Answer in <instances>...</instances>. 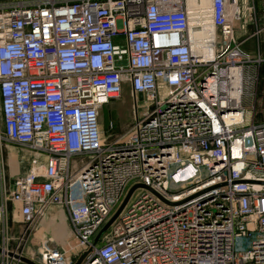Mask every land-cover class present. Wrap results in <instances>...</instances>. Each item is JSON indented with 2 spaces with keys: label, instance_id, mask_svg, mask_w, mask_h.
<instances>
[{
  "label": "built area",
  "instance_id": "built-area-1",
  "mask_svg": "<svg viewBox=\"0 0 264 264\" xmlns=\"http://www.w3.org/2000/svg\"><path fill=\"white\" fill-rule=\"evenodd\" d=\"M248 3L211 0L205 57L186 0H0V220L8 202L26 225L62 206L81 264H264V121L248 71L264 60L236 38ZM127 85L135 119L105 140L101 108ZM4 142L46 156L12 189ZM3 251L0 264L78 261L46 244L39 258Z\"/></svg>",
  "mask_w": 264,
  "mask_h": 264
},
{
  "label": "rangeland",
  "instance_id": "rangeland-1",
  "mask_svg": "<svg viewBox=\"0 0 264 264\" xmlns=\"http://www.w3.org/2000/svg\"><path fill=\"white\" fill-rule=\"evenodd\" d=\"M253 10L250 16V27L248 30V41L246 42L245 49L256 56L258 51L261 52V58L264 60V21L262 20V12H259L256 3L251 4ZM241 22H237V28H240ZM246 36L245 31H237L236 38L238 40ZM220 46V41L218 47ZM257 52V53H256ZM259 67V68H258ZM249 73H259V85H258V101L256 105V123H262L264 121V62L260 66H251L248 68ZM253 82V80H251ZM256 92V88H253ZM253 90L250 91L249 97L254 95ZM144 101L138 100V111H143ZM135 119V104L133 100V94L130 90V86L127 85L124 88L123 94L114 101L110 102L101 108L100 123L103 133V138L109 140L112 137L119 135L126 131L133 120ZM4 163L6 176L8 180V165L9 162L5 156V149L7 147L16 146V152H23L21 154L27 157L28 151L25 147L17 146L4 142ZM10 145V146H9ZM18 147V148H17ZM19 163H16L18 165ZM20 165V164H19ZM18 165V166H19ZM26 165L23 163V166ZM17 166V167H18ZM33 166V165H32ZM31 166V167H32ZM15 176V175H14ZM136 196V194H135ZM12 220V219H11ZM13 221H16L15 219ZM21 234L18 237L15 249L19 252H24L26 255L29 248L35 251L34 258H39V251L41 247L46 244L50 248L59 249L67 253L71 262H76L81 256L82 248L79 245V241L74 233L71 222L69 220L66 210L59 205H52L46 209L42 215H39L31 225H26L20 222ZM101 230V229H100ZM99 230V231H100ZM14 249V250H15ZM38 260V259H37Z\"/></svg>",
  "mask_w": 264,
  "mask_h": 264
},
{
  "label": "crops",
  "instance_id": "crops-1",
  "mask_svg": "<svg viewBox=\"0 0 264 264\" xmlns=\"http://www.w3.org/2000/svg\"><path fill=\"white\" fill-rule=\"evenodd\" d=\"M248 1H249L248 3L249 5L253 3L257 4L259 12H262V15H263L262 20L264 21V0H248ZM247 21H248L247 23L248 26H247V29L245 30L246 32L245 37L248 38L249 37L248 30L250 27V17H248ZM244 22H245V19L241 22V24ZM237 31H241L240 28H237L236 32ZM245 44H244V48L246 46ZM246 50L248 51V49ZM11 147L12 148L7 147L5 149V156H6L7 161L9 162V164H7L8 165V183H9L10 188L12 189L14 180L17 176L25 175L26 173L30 172L35 166V163L44 164L46 161V156L43 154L28 150L32 153H28L27 157H25V155L21 154L23 152L19 153V152H16L15 149H13L16 146H11ZM16 163H19L20 165L18 164L19 165L18 166L16 165ZM23 163H25L26 165L23 166ZM14 219L16 221H13ZM20 222H22L21 213H20V205L12 203V202H8L7 209L5 210V214H3V218L2 220H0V248L3 249L5 247L6 249L11 250V251L16 250L15 247L17 244V240L22 230L19 225ZM28 250L30 251L26 253V256L30 258H34L33 254L35 253V251H32L33 249L31 248H29Z\"/></svg>",
  "mask_w": 264,
  "mask_h": 264
},
{
  "label": "bare ground",
  "instance_id": "bare-ground-1",
  "mask_svg": "<svg viewBox=\"0 0 264 264\" xmlns=\"http://www.w3.org/2000/svg\"><path fill=\"white\" fill-rule=\"evenodd\" d=\"M211 0H186L190 12V40L195 54L211 57L213 49L208 45L213 34L210 19Z\"/></svg>",
  "mask_w": 264,
  "mask_h": 264
},
{
  "label": "water",
  "instance_id": "water-1",
  "mask_svg": "<svg viewBox=\"0 0 264 264\" xmlns=\"http://www.w3.org/2000/svg\"><path fill=\"white\" fill-rule=\"evenodd\" d=\"M141 97V96H140ZM140 187L139 185L133 187L127 197L125 198L123 204L121 205V207L118 209V211L115 213V215L106 223V225L100 230V232L98 233V235L95 238V243H98L99 240L101 239L102 235L107 232L110 227L112 226V224L115 222V220L119 217V215L121 214V212L124 210V208L126 207V205L128 204L134 190ZM142 187V186H141ZM0 253H4L3 249L0 248ZM10 256H15V258H20L22 262L26 263V264H36L35 262H33L31 259L27 258V257H20L16 254H14L13 252H9L8 253ZM87 256V253H84L77 261L76 264H81V262L83 261V259Z\"/></svg>",
  "mask_w": 264,
  "mask_h": 264
}]
</instances>
